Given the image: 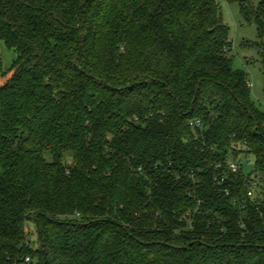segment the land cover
I'll return each mask as SVG.
<instances>
[{
	"label": "trees",
	"instance_id": "1",
	"mask_svg": "<svg viewBox=\"0 0 264 264\" xmlns=\"http://www.w3.org/2000/svg\"><path fill=\"white\" fill-rule=\"evenodd\" d=\"M0 40V264H264V112L218 0H0ZM241 153L254 197L215 181Z\"/></svg>",
	"mask_w": 264,
	"mask_h": 264
},
{
	"label": "rangeland",
	"instance_id": "2",
	"mask_svg": "<svg viewBox=\"0 0 264 264\" xmlns=\"http://www.w3.org/2000/svg\"><path fill=\"white\" fill-rule=\"evenodd\" d=\"M225 25L229 29L231 42L228 56L233 59L234 68L247 74L250 82V94L257 108L264 112V69L259 49L254 45L258 41V27L255 22L248 23L241 11V2L257 7L262 0H218ZM249 44V45H247ZM17 54L8 49L0 40V87L4 86L12 77V66ZM46 157L52 160L51 154ZM229 161H235L243 166V173L251 175L255 170V158L252 154H237L230 156ZM63 163L66 166L73 164V155L66 153ZM32 248L38 247L37 232L34 224L29 225Z\"/></svg>",
	"mask_w": 264,
	"mask_h": 264
},
{
	"label": "built area",
	"instance_id": "3",
	"mask_svg": "<svg viewBox=\"0 0 264 264\" xmlns=\"http://www.w3.org/2000/svg\"><path fill=\"white\" fill-rule=\"evenodd\" d=\"M190 127L192 129H201L203 125L200 121H193L190 123ZM217 169L222 171L221 174H218L215 177V181L217 182L218 185H223L227 183L229 179V174L236 175L238 173H243V166L239 165L235 161H229V158H227L224 161V163L217 164ZM252 179L254 180V177L252 175L250 176L246 175V181H247L246 188H247L248 197H254L255 190L258 187V183L256 181H253ZM224 193L226 196H230L231 194L230 190L227 188L224 189ZM27 262H29V259H27Z\"/></svg>",
	"mask_w": 264,
	"mask_h": 264
}]
</instances>
